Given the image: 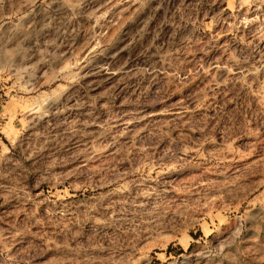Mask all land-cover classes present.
Listing matches in <instances>:
<instances>
[{"label": "rangeland", "instance_id": "obj_1", "mask_svg": "<svg viewBox=\"0 0 264 264\" xmlns=\"http://www.w3.org/2000/svg\"><path fill=\"white\" fill-rule=\"evenodd\" d=\"M0 264H264V0H0Z\"/></svg>", "mask_w": 264, "mask_h": 264}]
</instances>
